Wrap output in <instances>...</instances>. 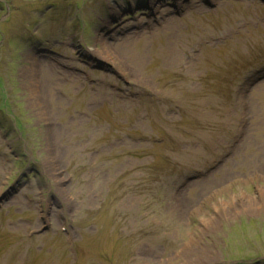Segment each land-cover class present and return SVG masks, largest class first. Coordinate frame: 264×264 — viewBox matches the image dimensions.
<instances>
[{"label":"rangeland","instance_id":"374dc122","mask_svg":"<svg viewBox=\"0 0 264 264\" xmlns=\"http://www.w3.org/2000/svg\"><path fill=\"white\" fill-rule=\"evenodd\" d=\"M187 259L264 264V0H0V264Z\"/></svg>","mask_w":264,"mask_h":264},{"label":"bare ground","instance_id":"6f19581e","mask_svg":"<svg viewBox=\"0 0 264 264\" xmlns=\"http://www.w3.org/2000/svg\"><path fill=\"white\" fill-rule=\"evenodd\" d=\"M147 8H149V5H146L145 7H144V9H147ZM164 22H165V20H164ZM110 54V52L108 51V54L107 53H103V55L104 56H107V55H109ZM33 63V62H32ZM34 73V70H33V68H31L30 69V71H28V78H29V80L31 81V86L33 87L34 85H35V81H33L32 80V78H31V76H32V74ZM33 81V82H32ZM186 256H188V255H192L193 254V252H183ZM185 264H188V259L185 261Z\"/></svg>","mask_w":264,"mask_h":264}]
</instances>
